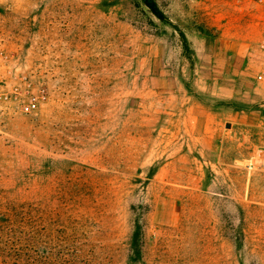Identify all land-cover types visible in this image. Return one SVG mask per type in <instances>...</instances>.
Returning a JSON list of instances; mask_svg holds the SVG:
<instances>
[{"label":"rangeland","instance_id":"rangeland-1","mask_svg":"<svg viewBox=\"0 0 264 264\" xmlns=\"http://www.w3.org/2000/svg\"><path fill=\"white\" fill-rule=\"evenodd\" d=\"M156 1L0 0V264H264V11Z\"/></svg>","mask_w":264,"mask_h":264},{"label":"built area","instance_id":"built-area-1","mask_svg":"<svg viewBox=\"0 0 264 264\" xmlns=\"http://www.w3.org/2000/svg\"><path fill=\"white\" fill-rule=\"evenodd\" d=\"M249 1L264 11V0ZM258 48L260 50L261 60L256 76L257 80L264 85V38L259 41ZM21 80L23 83V89L18 90L19 88L16 87L14 90V93H17L18 96H20L16 101V106L19 107V109H21L23 112H32L37 108L40 102V96L31 88V84L29 83L26 75H23L21 77ZM5 97L7 98V95ZM1 100L3 101L4 99H2L0 95V113L3 111V105L1 103Z\"/></svg>","mask_w":264,"mask_h":264},{"label":"trees","instance_id":"trees-1","mask_svg":"<svg viewBox=\"0 0 264 264\" xmlns=\"http://www.w3.org/2000/svg\"><path fill=\"white\" fill-rule=\"evenodd\" d=\"M140 1L152 15H154L155 17H157L159 20L163 22H169L168 16L159 6L156 0H140ZM174 26L178 30L184 46H187V40H186L185 34L180 30V28L177 25H174ZM139 239H140V228L137 227L134 233V237H133V246L135 247L134 249H135L136 254H139V249H138Z\"/></svg>","mask_w":264,"mask_h":264},{"label":"water","instance_id":"water-1","mask_svg":"<svg viewBox=\"0 0 264 264\" xmlns=\"http://www.w3.org/2000/svg\"><path fill=\"white\" fill-rule=\"evenodd\" d=\"M227 126H229V125H227Z\"/></svg>","mask_w":264,"mask_h":264}]
</instances>
